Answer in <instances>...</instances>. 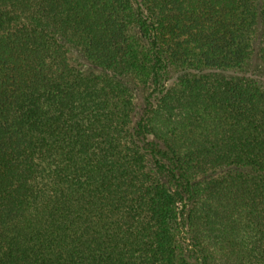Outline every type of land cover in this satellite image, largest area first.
Segmentation results:
<instances>
[{"label": "trees", "instance_id": "obj_1", "mask_svg": "<svg viewBox=\"0 0 264 264\" xmlns=\"http://www.w3.org/2000/svg\"><path fill=\"white\" fill-rule=\"evenodd\" d=\"M256 40L264 0H0V264H264Z\"/></svg>", "mask_w": 264, "mask_h": 264}, {"label": "rangeland", "instance_id": "obj_2", "mask_svg": "<svg viewBox=\"0 0 264 264\" xmlns=\"http://www.w3.org/2000/svg\"><path fill=\"white\" fill-rule=\"evenodd\" d=\"M259 48V41H254L250 60L245 67L233 70H218L217 73L222 76H233L264 85V58L261 57ZM122 79L133 92L134 101L138 111V105L142 103V98L145 95L148 87L147 85L138 83V80L130 75L123 76Z\"/></svg>", "mask_w": 264, "mask_h": 264}]
</instances>
